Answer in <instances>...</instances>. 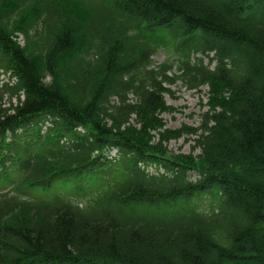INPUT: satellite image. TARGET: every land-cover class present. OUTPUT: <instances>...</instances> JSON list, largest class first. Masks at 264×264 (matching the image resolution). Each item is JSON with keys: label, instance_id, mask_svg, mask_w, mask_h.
<instances>
[{"label": "trees", "instance_id": "trees-1", "mask_svg": "<svg viewBox=\"0 0 264 264\" xmlns=\"http://www.w3.org/2000/svg\"><path fill=\"white\" fill-rule=\"evenodd\" d=\"M0 264H264V0H0Z\"/></svg>", "mask_w": 264, "mask_h": 264}, {"label": "rangeland", "instance_id": "rangeland-1", "mask_svg": "<svg viewBox=\"0 0 264 264\" xmlns=\"http://www.w3.org/2000/svg\"><path fill=\"white\" fill-rule=\"evenodd\" d=\"M224 1V0H221ZM19 42L24 45L23 37L19 38ZM204 58L205 65L214 68L216 63L212 62L210 58ZM196 58H202L201 55H197ZM178 56L173 53L172 49H160L158 53L153 57L152 69H158L162 65H172V69L167 70V75L170 77H176L182 75V71L179 70ZM3 82L7 81V78L1 77ZM50 78H47V82ZM170 90L174 93V96L165 95V100L168 106L173 108V112L166 113L162 116L164 122L166 123V129L168 130H181L183 128H198L202 123V115L208 111L206 107L208 101V88L203 87L201 92L191 91L187 89L181 79H177L176 82L169 86ZM9 102L8 95L6 96L4 103ZM16 103V100H14ZM196 137L185 135L180 140L171 141L167 145L168 152L170 156L173 155H190L193 151L194 140ZM113 151L110 156L115 155ZM200 150H195L194 156L198 155ZM153 172V170H150ZM195 178V177H194ZM211 199L204 197V200H197V205H199L201 211L209 213V205Z\"/></svg>", "mask_w": 264, "mask_h": 264}]
</instances>
